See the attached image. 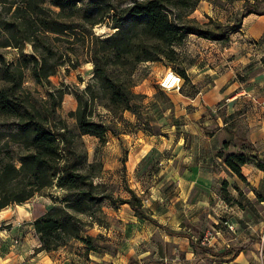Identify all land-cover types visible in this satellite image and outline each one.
Listing matches in <instances>:
<instances>
[{"label": "rangeland", "instance_id": "1", "mask_svg": "<svg viewBox=\"0 0 264 264\" xmlns=\"http://www.w3.org/2000/svg\"><path fill=\"white\" fill-rule=\"evenodd\" d=\"M132 1L83 0L119 11ZM248 1L250 6L256 3ZM247 4L200 0L188 19L205 29L217 22L222 31H232L230 40L191 35L190 42L187 38L175 46L179 55L174 64L165 59L141 64L133 89L142 96L141 119L130 112L113 113L100 100L93 120L111 131L104 144L91 136L80 140L89 164L101 165L97 182L111 185L120 198H129L127 188L135 191L159 226L136 217L129 205L106 202L103 223L88 229V235L105 238L97 245L106 249L88 252L83 243L72 241L48 253L49 264H264V171L256 161L264 160V15L244 17ZM256 7L264 12V0ZM14 10L0 5V56L6 63L20 54L19 49L1 47L10 37L4 26ZM94 32L107 37L115 30L98 25ZM79 44L76 54L82 57L86 51ZM55 47L66 53L62 44ZM21 50L34 53L29 43ZM81 60L77 69L69 63L61 67L49 84L38 86L29 74L25 83L38 101L56 89L72 93L65 95L58 113L76 133L75 120L69 117L77 108L73 93L85 89L94 73L87 57ZM177 69L185 71L189 81L182 78L179 92L163 90L164 76ZM231 154H246L245 181L224 163ZM52 195L62 193L54 188L24 209L12 206L0 212V251H17L25 263L30 261L29 251L36 257L40 242L32 223L53 204ZM24 242L28 248H23ZM227 250L233 253L227 255ZM239 250L243 251L237 254Z\"/></svg>", "mask_w": 264, "mask_h": 264}, {"label": "trees", "instance_id": "2", "mask_svg": "<svg viewBox=\"0 0 264 264\" xmlns=\"http://www.w3.org/2000/svg\"><path fill=\"white\" fill-rule=\"evenodd\" d=\"M199 1L133 0L119 11L104 3L93 7L83 0H0L9 10L15 7L11 21L4 26L10 37L1 47L20 50L12 63L0 56V212L24 206L54 188L62 193L61 197L52 195L53 204L32 223L40 242L36 252L50 254L72 241L83 243L88 252L105 250L97 245L106 242L105 238L88 235V229L101 226L106 202L129 205L136 217L159 226L135 191L127 188L129 198H120L111 185L97 182L101 165L89 164L80 140L91 136L105 143L111 128L93 120L100 100H105L104 107L113 113L130 112L141 119L142 96L133 91L141 64L163 59L174 64L179 55L175 46L191 35L210 41L230 40L232 31H222L217 22L211 21L213 28L205 29L188 19ZM256 3L250 6L246 0L244 17L264 15ZM98 25L115 32L98 37L94 32ZM24 43L32 46L33 54L21 50ZM55 43L65 46L66 53ZM78 44L85 48L83 56L93 64L94 73L85 89L73 93L77 108L69 117L75 120L76 133L58 113L65 95L72 93L56 89L47 92L46 100L38 101L25 83L29 74L38 86H44L67 63L73 69L81 67L83 56L76 54L75 48ZM176 73L189 81L185 71L177 69ZM248 161L246 154L224 158L228 169L244 181L242 167ZM256 161L264 171V160Z\"/></svg>", "mask_w": 264, "mask_h": 264}, {"label": "crops", "instance_id": "3", "mask_svg": "<svg viewBox=\"0 0 264 264\" xmlns=\"http://www.w3.org/2000/svg\"><path fill=\"white\" fill-rule=\"evenodd\" d=\"M187 40H188L187 42H190L191 38H188ZM2 213H0V215H2ZM0 223H1V221H0ZM22 245H23V248H28L27 247L28 244H26L25 242L22 243ZM33 247L35 248V246H33ZM10 249L14 250V246L11 245ZM19 250H20V248H19ZM29 252H30V256L28 257V260H30V261L28 263H25L24 259L22 258V255L21 254L17 255V251H16L15 255H13L14 252L4 253V252L0 251V264H37L40 261L42 264H49L51 262L50 256L46 252L37 253L36 257H33L34 256V250L29 251ZM62 262H63V260H62Z\"/></svg>", "mask_w": 264, "mask_h": 264}, {"label": "built area", "instance_id": "4", "mask_svg": "<svg viewBox=\"0 0 264 264\" xmlns=\"http://www.w3.org/2000/svg\"><path fill=\"white\" fill-rule=\"evenodd\" d=\"M182 85V78L171 70L166 73L161 82V88L167 92H179Z\"/></svg>", "mask_w": 264, "mask_h": 264}, {"label": "bare ground", "instance_id": "5", "mask_svg": "<svg viewBox=\"0 0 264 264\" xmlns=\"http://www.w3.org/2000/svg\"><path fill=\"white\" fill-rule=\"evenodd\" d=\"M20 209H24V206H18Z\"/></svg>", "mask_w": 264, "mask_h": 264}]
</instances>
